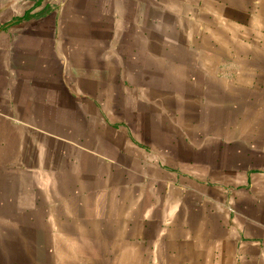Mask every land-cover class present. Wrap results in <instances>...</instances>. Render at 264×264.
Returning a JSON list of instances; mask_svg holds the SVG:
<instances>
[{
  "label": "crops",
  "instance_id": "crops-1",
  "mask_svg": "<svg viewBox=\"0 0 264 264\" xmlns=\"http://www.w3.org/2000/svg\"><path fill=\"white\" fill-rule=\"evenodd\" d=\"M0 264H264V0H0Z\"/></svg>",
  "mask_w": 264,
  "mask_h": 264
}]
</instances>
